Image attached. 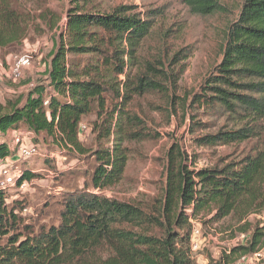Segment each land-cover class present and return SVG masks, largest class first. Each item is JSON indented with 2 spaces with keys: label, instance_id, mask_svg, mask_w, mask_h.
I'll return each instance as SVG.
<instances>
[{
  "label": "trees",
  "instance_id": "trees-1",
  "mask_svg": "<svg viewBox=\"0 0 264 264\" xmlns=\"http://www.w3.org/2000/svg\"><path fill=\"white\" fill-rule=\"evenodd\" d=\"M68 2L42 78L23 99L0 103V158L16 157L7 141L11 132H23L22 140L42 135L53 145L63 143L72 156L89 159L88 183L63 189L56 220L38 225L22 214L25 201L0 186V264H193L190 218L207 212L208 223L215 224L264 207V150L199 168L174 145L167 152L161 195L151 203L141 206L102 193L121 180L129 153L124 141L137 135L128 106L134 97L160 86L155 79L162 71L138 56L152 19L129 5ZM189 3L202 15L220 11L216 0ZM30 26L25 8L0 0V51L22 43ZM199 88L193 96L197 108L223 107L239 113L247 125L204 135L196 144L259 134L255 127L264 120V0L241 1L226 27L221 59ZM88 115L95 116L92 147L79 139ZM44 161L51 162L49 155ZM37 175L20 168L14 190ZM262 241L264 231L255 227L249 244L233 245L229 253L254 252ZM231 261L225 255L214 264Z\"/></svg>",
  "mask_w": 264,
  "mask_h": 264
},
{
  "label": "rangeland",
  "instance_id": "rangeland-1",
  "mask_svg": "<svg viewBox=\"0 0 264 264\" xmlns=\"http://www.w3.org/2000/svg\"><path fill=\"white\" fill-rule=\"evenodd\" d=\"M7 1L25 8L31 26L22 43L0 51V103L4 105L19 97L23 99L42 78L49 51L69 5L68 0ZM216 1L220 11L202 15L191 7L189 0H103L104 7L129 5L145 19H152L150 33L138 56L162 71L155 79L160 81V86L155 91L134 97L128 106L130 115L136 118L132 130L137 135L124 141L129 153L123 176L102 190L105 195L130 200L141 206L151 203L161 195L167 152L174 145L188 159H194L195 163L189 165L199 168L264 150V120L255 127L259 133L255 137L236 142L218 141L214 145L196 144V138L204 135L247 125V120L239 113L219 106L197 108L193 99L194 94L200 92V83L221 59L226 27L236 17L242 0ZM52 23L53 29L49 28ZM23 54L30 56V65L22 68L20 75L13 80L14 60ZM135 72L136 68L132 70L133 74ZM124 78L120 76V79ZM94 120V115H88L81 122L79 139L85 147L94 146ZM31 137L25 136L23 142L35 140L39 154L27 159L13 157V169L18 173L20 168H28L38 175L25 190L11 188L9 194L25 201L26 210L22 214L29 223L38 225L56 220L59 194L63 189L88 183L89 159L72 156L63 143L53 145L42 135ZM12 138L11 132L7 137L11 148ZM45 155L51 159L49 164L44 161ZM207 218V212L193 217L200 226L202 239L200 248L191 252L193 264H214L225 260V255L232 260L230 264H264V241L256 247L261 250L258 259L254 257L257 250L235 255L229 253L235 237L242 235L246 245L255 227L264 231V207L262 210H249L241 219L229 216L210 224Z\"/></svg>",
  "mask_w": 264,
  "mask_h": 264
},
{
  "label": "built area",
  "instance_id": "built-area-1",
  "mask_svg": "<svg viewBox=\"0 0 264 264\" xmlns=\"http://www.w3.org/2000/svg\"><path fill=\"white\" fill-rule=\"evenodd\" d=\"M30 56L28 54H23L18 56L14 60L12 78L16 80V78L20 75L21 69L30 65ZM47 104V101L44 102ZM13 147L16 148V157L18 158H31L39 154V146L34 144L33 142H23L21 138L20 132H15L13 135ZM15 160L11 156H7L4 158H0V186L2 188H13L17 178L20 175V171L15 173V169H13V164ZM33 183V181H21L18 189L20 191L25 190L29 184ZM191 227V237H190V254L200 248V244L202 242L201 239V230L198 223H196L195 219L190 218L189 220ZM243 236L235 237L233 240V245H237L243 243ZM254 257L256 259L261 257V250H257L254 253Z\"/></svg>",
  "mask_w": 264,
  "mask_h": 264
}]
</instances>
